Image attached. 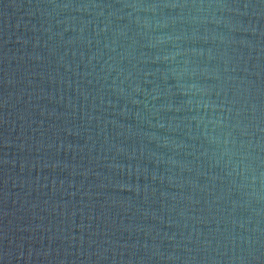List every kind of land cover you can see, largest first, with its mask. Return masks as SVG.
I'll return each mask as SVG.
<instances>
[{
	"label": "water",
	"instance_id": "water-1",
	"mask_svg": "<svg viewBox=\"0 0 264 264\" xmlns=\"http://www.w3.org/2000/svg\"><path fill=\"white\" fill-rule=\"evenodd\" d=\"M0 264H264V0H0Z\"/></svg>",
	"mask_w": 264,
	"mask_h": 264
}]
</instances>
